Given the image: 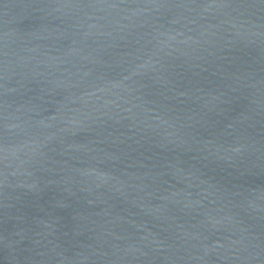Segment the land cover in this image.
Listing matches in <instances>:
<instances>
[{
	"label": "water",
	"instance_id": "95a60500",
	"mask_svg": "<svg viewBox=\"0 0 264 264\" xmlns=\"http://www.w3.org/2000/svg\"><path fill=\"white\" fill-rule=\"evenodd\" d=\"M0 264H264V0H0Z\"/></svg>",
	"mask_w": 264,
	"mask_h": 264
}]
</instances>
